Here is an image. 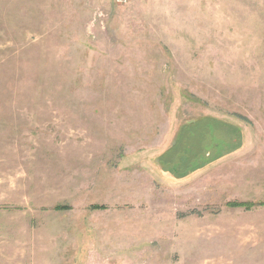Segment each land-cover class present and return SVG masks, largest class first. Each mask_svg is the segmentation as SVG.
<instances>
[{
    "label": "rangeland",
    "instance_id": "374dc122",
    "mask_svg": "<svg viewBox=\"0 0 264 264\" xmlns=\"http://www.w3.org/2000/svg\"><path fill=\"white\" fill-rule=\"evenodd\" d=\"M0 264H264V0H0Z\"/></svg>",
    "mask_w": 264,
    "mask_h": 264
},
{
    "label": "trees",
    "instance_id": "16d2710c",
    "mask_svg": "<svg viewBox=\"0 0 264 264\" xmlns=\"http://www.w3.org/2000/svg\"><path fill=\"white\" fill-rule=\"evenodd\" d=\"M231 206H237V207H244L245 209H249V208H251L252 206H255L256 204H253V203H242V204H237V203H232V204H230ZM102 208V207H101ZM100 207H98V209H101ZM96 209H97V207H96Z\"/></svg>",
    "mask_w": 264,
    "mask_h": 264
}]
</instances>
